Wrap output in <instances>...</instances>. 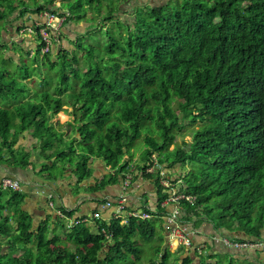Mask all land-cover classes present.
Instances as JSON below:
<instances>
[{
    "label": "trees",
    "instance_id": "obj_1",
    "mask_svg": "<svg viewBox=\"0 0 264 264\" xmlns=\"http://www.w3.org/2000/svg\"><path fill=\"white\" fill-rule=\"evenodd\" d=\"M26 1L0 0V164L20 169L33 165L24 146H15L26 131L37 139L33 146L45 161L52 162L42 163L36 173L43 182L63 175L66 169L59 163L67 159L79 186L92 176L89 160L99 158L108 173L82 188L102 191L125 178L131 144L144 130L151 131V122L158 134L145 132L149 134L145 158L134 168L137 175L155 178L158 201L154 210L148 205L142 207L150 218L131 215L124 222L121 217H112L91 224H67L73 213L62 210L66 220L61 218L57 224L68 229L65 238L74 241V247L69 248L59 241L47 219L34 225L22 208L23 191L2 186L0 264H118L126 252L136 257L139 241L156 235L155 217L165 213L160 204L178 184L185 194L195 196L193 203L180 200L184 211L181 218L191 227H197L202 213L201 220L210 219L215 230L235 228L244 232V237L225 235L232 242L263 243L254 248L227 247L231 251H264V0L147 3L135 6L129 22L115 15L126 0H61L57 8L54 0L36 6ZM102 8V19L107 22L98 33H105L104 44H99L95 30L84 44L81 36L71 38L60 28L48 27L50 45L43 51L46 42L34 16L46 11L64 17L63 29L99 17ZM109 22L112 26L107 25ZM8 25L16 32L30 28L38 43L35 39L18 42L3 38L11 30ZM72 43L76 46L73 50L69 47ZM16 44L27 56L32 50L33 67L25 60L5 57L4 50H12ZM77 50L82 52L81 63ZM43 66L56 73L53 91H38L26 82L36 70L41 78L38 84L49 86L52 78L42 77ZM65 97L70 101L73 121L52 123L65 111ZM175 98L179 99L180 117L172 107ZM195 122L199 127L191 130V142L184 141L170 150L177 133ZM66 126L75 135H64ZM64 137L68 145H64ZM77 142L82 145L80 149ZM72 153L75 156L67 157ZM152 155L163 167L187 164L183 183L165 187L160 183L159 169L146 174L144 168L153 162ZM211 212L215 213L213 218ZM156 239L163 241L164 234H157ZM207 247L194 251L199 264ZM167 252L160 256V263L168 261ZM188 254L181 264L192 262ZM204 257L207 260L203 264H217L210 261L215 257L212 253ZM229 260L232 264L233 259Z\"/></svg>",
    "mask_w": 264,
    "mask_h": 264
},
{
    "label": "crops",
    "instance_id": "obj_2",
    "mask_svg": "<svg viewBox=\"0 0 264 264\" xmlns=\"http://www.w3.org/2000/svg\"><path fill=\"white\" fill-rule=\"evenodd\" d=\"M43 13L44 12H42L39 17L34 16L33 19L36 21L38 20L41 24H45L46 19L42 16ZM66 121L70 120H65V122ZM36 140V138H33L31 134L25 131L19 135L15 145L16 147L20 145L24 146V148L30 153V159L33 161V165H30L28 169L12 168L0 164V190L2 189L1 182L4 177H15L18 179L19 189L25 193L22 208L31 216L34 225L42 223L47 219L50 229L53 230L57 226V221L59 219L62 220L61 218H63L62 210L72 211L73 213L71 220L68 221L65 219L67 224H72L76 221L86 222L87 218L93 217L94 213H99L103 218L110 219L116 214V208L112 204L111 207L104 206L105 202L112 201L111 203H113L121 193H124L126 197L125 209L118 214L122 219L121 222H124L129 214L134 211L138 213L142 212V207L144 205H148L152 210L156 208L158 195L157 189L154 185L155 178L143 177L140 174L137 175V169L131 184L127 186L124 191L120 180L119 183L115 185H107L102 191L90 192L81 188V186L93 185L97 179L107 173V167L99 158H92L89 160L88 164L89 167L92 168V176L87 180L79 182V186H76L77 178L70 166H67V168L65 167L66 170L63 175L59 176L55 181L43 182L36 173L42 163H48L50 165L52 162L45 161L44 157L40 154V151L35 149L33 145ZM51 160H53V158ZM161 170L163 171L162 178L169 180L170 184H174L173 182L177 183L178 181L183 183L182 174L179 173L178 166L173 168L162 167ZM180 187L181 185L178 184L175 191L173 189V192L185 194V192L180 190ZM35 190L40 191L36 193ZM170 194H172V192H170ZM191 196L195 197L194 195ZM168 197H166L160 204L165 208V213H161L155 217L158 225L160 224L158 234L162 232L165 241L169 238V235L167 234L169 232L168 229H170L167 215L177 210L179 212L177 217H179L180 220L181 215L184 212L181 208L182 205H180V201L178 203H171L166 201ZM165 201L166 205L163 206ZM204 218L205 219L202 220V223L197 221L195 223L197 227H194L197 233L196 236L193 237V241L197 245V249L202 245H209L212 254L226 253L231 255V252H233V255L231 256L234 257L248 258L255 263L263 261L264 251L249 250L239 253L222 246L217 240L215 242V239L218 238L219 235H237L244 237L245 234L235 228H232V230L226 228L215 230L213 222L206 217ZM191 225L192 224L187 223L188 227H191ZM261 236L264 237V229L261 230ZM195 250L196 248L192 250L188 249L186 252L187 254L189 253L192 255L193 258H196L194 255ZM187 254L185 253L183 256H186Z\"/></svg>",
    "mask_w": 264,
    "mask_h": 264
},
{
    "label": "rangeland",
    "instance_id": "obj_3",
    "mask_svg": "<svg viewBox=\"0 0 264 264\" xmlns=\"http://www.w3.org/2000/svg\"><path fill=\"white\" fill-rule=\"evenodd\" d=\"M12 1H14V0H12ZM166 1H168V0H126L123 3L119 4L120 10L118 12H116L115 15H116V18H120L121 17L120 20H123V21L126 20V22H129L130 21V17L133 14V9L135 8L136 5L137 6H139L141 4L145 5L147 3H150L152 5H158V4H162V3L166 2ZM53 2L55 4L56 8L61 4V0H54ZM26 4H29V5H32V6H34V5L35 6L36 5H42V4H44V0H27ZM104 12H105V8H102V11H101V14H100L99 17H96L95 19H93L91 21H85V20H80L79 19L80 20L79 22L65 25L63 27V29H61V27H62L61 26L60 27V31L64 32V34H67V36H69L71 38H76V36H81V38H83L82 40H83V42L85 44L87 41H90V39H91V38H88L87 35L89 33H91V31L95 30L94 35L96 37H99V44H100V42H101V44H104V38L106 37L105 33L104 32H102L100 34L98 33V30H102L103 29V25L105 24L104 22H107V20L103 21V19H102ZM91 16H94V14L91 15ZM88 17H89V15H88ZM75 21H77V20H75ZM56 23H57L56 20L51 22V24H53V25H55ZM1 24H2V22H0V25ZM107 25L108 26H112V22H109ZM7 27L10 28L9 25ZM121 33L124 34V30L123 29L121 30ZM3 38L8 39L9 41H11V39L14 38V39L18 40V42H21L20 40H25V41H28V42L29 41L32 42L33 39H35V41L38 43V39L36 38L35 33L30 31V28H26L25 30H21L20 32H16L15 27L14 28L11 27V30L9 32H7L4 35ZM96 44H97V42H96ZM26 45H28V44H24L23 43V46L25 48H27ZM69 47L71 48V50H73V48L76 47V46H74V44L72 43L71 45H69ZM31 48L32 47H30L29 49H31ZM11 49L12 50H7V49L4 50L5 57H9L10 56L12 58V60H14L16 62L19 61V60H22V61L25 60L28 63V66L33 67V64L31 62L32 54H33L32 50L29 51L28 56H27L25 50L22 49L18 44L14 45V46H11ZM13 49H15V52H14ZM43 51H45V49H43ZM77 53H78L77 56L79 57V60H80V63H81V61H82L81 53L82 52L79 53L78 50H77ZM52 55H54V54H52ZM19 56L22 57V59H20ZM11 62L14 63L13 61H11ZM80 63H78V64L80 65ZM14 69H16V68H14ZM40 71L42 72L41 74H42L43 78H45L46 76H50L49 78H52V80L50 81L51 82L50 85L46 86V87L45 86H40L38 83L40 82L41 78L38 76V74H37V72L35 70L33 75L31 76V78L26 80V82L28 83L29 87H31L33 89H37L38 91L41 90V89H44V88L49 89V91H53V89L55 88V84H56V73H55V71H53V70L48 71L46 69V66L41 67ZM64 101L66 103V105L63 106V109L65 111L59 112L57 114V116L54 117L51 120L52 123H55L58 120V121H60V124L64 125L65 120L73 121V119H72L73 116L71 115L72 107L68 106L70 101L66 97L64 98ZM178 102H179V99L175 98V100L172 103V107L174 108L175 112L180 117V116H182V114H181L180 108L178 106L179 105ZM149 125H150V128H151V131L150 130L149 131H146V130L143 131L142 130L143 132H142L141 136L136 138L135 141H133V143L131 144V153H132V155L130 156L129 166L132 165L133 167H135V165H139V164L141 165L142 162L144 161L143 160L145 158L144 157V153L146 152V149H147L145 138H146V136L149 135V134H146L145 132H151L155 136H157V134H158V132L156 130V126L154 125V123L150 122ZM198 127H199V124L196 123V122L194 124H191V126H189V127L187 125H186V127H183L182 131L177 133V135L175 137V143L170 145L169 149L171 150L175 146H182L184 141L187 144H189L191 142V130L192 129H196ZM64 131H65L64 135H66V136L68 134H69L68 135L69 137H71L72 135H75L74 133H71L70 128H68L67 126L64 127ZM70 134H72V135L70 136ZM76 135L78 136V134H76ZM63 143H64V145H68L69 144L65 137H64ZM76 144L78 145V148H79V145L82 147L80 142H77ZM79 151L80 150H77V153ZM67 153H70V152L67 151ZM69 156H75V155L73 153L70 154V155L67 154V157H69ZM125 159H128V155L125 156ZM67 161H68L67 159L62 160L59 163L60 164L59 167H64V168L66 167L67 168V166H68V162ZM176 166H178V170H179L180 174H183L184 171L186 172L189 169V166L187 164H185V166L183 164L182 165L177 164ZM182 168H184V169H182ZM127 170H128V168H127ZM107 173H108V170H107ZM131 175H132V179H131V181L129 183H127L125 181V178L120 179L121 184L123 185V191L125 190V188L127 186H129L131 184V182H132V180H133V178L135 176V172L133 174L131 173ZM13 178H15V177H13ZM15 179H17V178H15ZM81 188H82V186H81ZM35 191L39 192L40 190H35ZM38 192H36V193H38ZM121 195L124 196L125 200H124L123 208L122 209H118V206H119L118 205V200H119ZM2 202H3V195H2L1 203ZM106 202H109V201H106ZM111 202L112 201H110L109 203L114 205L116 210L119 213H121L125 209V202H126L125 194L124 193L119 194L117 196V198L114 200V202L113 203H111ZM193 202H194V200L192 201V203ZM207 207H210L211 210H213V211L217 209L216 207H211V206H207ZM197 211L199 212V209ZM140 213H142V212L138 213V212L134 211L133 213H130L129 216H131L133 214H135L134 216H137ZM210 216H211V218H213L215 216V213L211 212ZM168 217L169 216L167 215L168 225L171 226L172 224L169 222L170 219H168ZM199 217L202 218V213H199ZM101 218H103L101 215L99 217H94V218L93 217H88L87 220H86V223L87 224H91V222H94V220L101 219ZM201 218H199V220H198V221H200V223H202V220L205 219L203 217V219L201 220ZM64 219H66V218H64ZM196 219L197 218H195V220ZM192 220L194 221V218H192ZM176 223H185V224H187L182 218L179 220V217H177ZM159 229H160V227H159L158 223L155 222L156 235L154 237H152V238H149V239H141V242L139 241V244H138V256L135 257L133 254L126 252L125 258L121 259L120 262H118V264H150L151 261H153L155 264H162V263H160V256H162V253L165 250H167L168 251L167 254H169L168 255L169 256L168 257V261L166 262V264H181L182 263V259L187 256V255L186 256H183V255H185V253L187 254L186 251L188 249L189 250L190 249L192 250V249H195V248L197 249V245L193 241V237L196 236L197 231L193 232L194 234L192 235V237L190 239V241H192L191 244H185L184 239L171 237L170 236V229H168L169 232L167 234V235H169L168 240L165 241V239H163V241L162 240L158 241L156 239V237H157ZM53 231H55L59 235V237H60L59 241L61 243L65 244L69 248L74 247L73 246L74 241L72 239H70V238H65L66 233L68 232V229H64L63 230L61 228V226L59 224H57V226L53 229ZM137 237H140V236H137ZM166 243H167L168 246L166 245ZM206 247H207V245H202V246L198 247L199 249H197V252H199V250H200V252H201V250L202 251L206 250ZM249 247L252 248V246H249ZM207 248H208V252L206 253V255L211 253L210 252L211 247L208 245ZM248 250H253V249H248ZM202 255H203V253H202ZM206 255L204 254V256H206ZM213 255L215 257H213L212 260H210V259H208V260H210V261L216 260L217 264H229V263H231L229 259H233L232 264H258L260 262V261H258L257 263H255V262H253L251 260H237V259H235V258H233L231 256L228 257V254H226V253L213 254ZM190 256L192 258V262L190 264H199V259H197L198 256H196V258H193L192 255H190ZM204 256H202L201 264H203V262H205L207 260V259H205ZM263 262H264V259H263ZM163 264H165V263H163Z\"/></svg>",
    "mask_w": 264,
    "mask_h": 264
},
{
    "label": "built area",
    "instance_id": "obj_4",
    "mask_svg": "<svg viewBox=\"0 0 264 264\" xmlns=\"http://www.w3.org/2000/svg\"><path fill=\"white\" fill-rule=\"evenodd\" d=\"M42 16L46 19V23L43 25L39 22H36V24L39 25L40 34L46 42L44 49H47L50 45V40L48 37L47 28L48 27H52L54 29L60 28L62 26L64 17L57 16L56 14H54L52 12H44L42 14ZM54 20L57 21V23L55 25L51 24V22ZM152 158H153V162L151 164H147L144 168L145 173L146 174H153V173H155V171L157 169H159L160 183L165 187L173 186V184H170L169 180H167L166 178H162L163 177L162 176L163 171L161 169L163 166H160L158 164V162L156 161V157L154 155H152ZM128 171L129 172H127V174L125 176V181L127 183H129L131 181V179H132L131 173L133 174L134 172H136V168H134L132 165H130V166H128ZM1 186H3L4 188H13V189L19 188L18 180L15 178H10V177H4L2 182H1ZM174 191H175V189H174ZM36 192H38V191H36ZM171 192H172V194H170V196L166 199L167 201H169L171 203H178L182 199H185L190 203H192V201L195 200V197H193L191 195H185L182 193H175V192H173V190ZM124 200H125L124 196L121 195L119 200H118V205H119L118 209L123 208ZM109 202H105L104 206L111 207V204ZM163 205H166V201L163 203ZM118 214H119V212L116 210V214L113 215V217H115V218L119 217ZM133 215H135V214H133ZM178 215H179V212L177 210H175L174 212H172L171 214L168 215L169 216L168 219H170L169 222L172 224L170 226V236L173 238L184 239L185 244H191L192 241H190V239H191L192 235L194 234L193 232L196 230L192 227H188L187 224L176 223V219H177ZM99 216H100L99 213H94V215H93V217H99ZM137 216H140L142 218H149L150 217V215L146 212H142V213L138 214ZM76 222H79V221H76ZM73 223H75V222H73ZM216 240L218 243H221L222 245L229 247V248H232V249H235V250L241 249V247L250 248L249 246H252V248H254V247H260L263 245V243L232 242L227 237H218L215 239V242H216Z\"/></svg>",
    "mask_w": 264,
    "mask_h": 264
},
{
    "label": "clouds",
    "instance_id": "obj_5",
    "mask_svg": "<svg viewBox=\"0 0 264 264\" xmlns=\"http://www.w3.org/2000/svg\"><path fill=\"white\" fill-rule=\"evenodd\" d=\"M219 237H225V235H222V236H221V235H219ZM196 250H197V249H196Z\"/></svg>",
    "mask_w": 264,
    "mask_h": 264
}]
</instances>
